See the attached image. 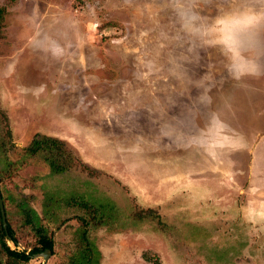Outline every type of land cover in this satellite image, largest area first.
I'll list each match as a JSON object with an SVG mask.
<instances>
[{
	"label": "rangeland",
	"instance_id": "obj_1",
	"mask_svg": "<svg viewBox=\"0 0 264 264\" xmlns=\"http://www.w3.org/2000/svg\"><path fill=\"white\" fill-rule=\"evenodd\" d=\"M37 135L68 172L23 154ZM0 179L47 264L86 228L96 264H264V0H0Z\"/></svg>",
	"mask_w": 264,
	"mask_h": 264
},
{
	"label": "trees",
	"instance_id": "obj_2",
	"mask_svg": "<svg viewBox=\"0 0 264 264\" xmlns=\"http://www.w3.org/2000/svg\"><path fill=\"white\" fill-rule=\"evenodd\" d=\"M5 149V148H4ZM4 149L1 153L5 156ZM70 146L64 141L56 137L52 136H45V135H37L35 136L31 142L22 149L23 154L27 156H41L43 161L46 163L49 169V173L51 175H60L65 174L70 170V167L74 165L77 161L76 155H74L70 151ZM2 179H0L1 184ZM1 198L3 200L4 208H6V201L5 198L2 196L1 190ZM78 203V202H77ZM92 206L90 207V215L92 218V226L95 228L97 226L104 225V219H106L107 214V207L106 205H97L95 202H92ZM83 207H89L88 202L80 203ZM24 204H20L19 208L22 209ZM31 215H33L32 220L30 217L27 216L25 223L28 225H33L36 228V232L38 235V239L36 241L37 244L33 245L32 248L29 250L27 254H25V250L20 251H13L10 250L6 243V234L2 229L1 224V217H0V264H15L16 262H28L30 261L31 257L37 254L42 253L44 250H49L51 254L54 251V241L47 237L43 230L40 228L39 218L35 212L31 210ZM5 217L7 223V236L11 239L14 245L18 244V239L15 235V232L12 230V227L8 220V213L5 210ZM46 217V216H45ZM88 223L82 220V228H86ZM88 230L83 229L81 234L82 241L84 242L85 246L83 249V256L81 260L79 258L71 259L70 264H96V249L94 248L93 243L88 239ZM82 242V243H83ZM6 259L5 262L2 260Z\"/></svg>",
	"mask_w": 264,
	"mask_h": 264
},
{
	"label": "water",
	"instance_id": "obj_3",
	"mask_svg": "<svg viewBox=\"0 0 264 264\" xmlns=\"http://www.w3.org/2000/svg\"><path fill=\"white\" fill-rule=\"evenodd\" d=\"M0 217H1L2 229L6 234L5 243L7 247L13 251H20V252L24 251L23 248L19 244L14 245L11 239L7 236V223H6V217H5V211H4V206H3V200L1 198V193H0ZM25 254L27 253L25 252ZM50 257H51V252L47 249L44 250L40 254L34 255V258H42L43 260L42 264H47Z\"/></svg>",
	"mask_w": 264,
	"mask_h": 264
}]
</instances>
